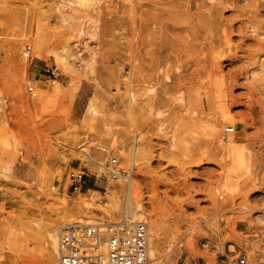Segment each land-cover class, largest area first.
I'll list each match as a JSON object with an SVG mask.
<instances>
[{
  "label": "rangeland",
  "instance_id": "1",
  "mask_svg": "<svg viewBox=\"0 0 264 264\" xmlns=\"http://www.w3.org/2000/svg\"><path fill=\"white\" fill-rule=\"evenodd\" d=\"M57 2L0 0V264H57L44 227L126 220L130 184L146 214L178 231L177 255L162 248L156 264H264V0H98L79 12ZM163 35L161 64L149 50ZM54 64L58 93L44 109L38 89ZM205 90L212 112L197 102ZM228 126L247 152L232 191L217 142ZM112 157L132 163L130 181L101 174ZM72 167H84L81 192L66 188Z\"/></svg>",
  "mask_w": 264,
  "mask_h": 264
},
{
  "label": "built area",
  "instance_id": "2",
  "mask_svg": "<svg viewBox=\"0 0 264 264\" xmlns=\"http://www.w3.org/2000/svg\"><path fill=\"white\" fill-rule=\"evenodd\" d=\"M29 52L30 45L27 44L22 54L28 56ZM44 75L53 81L59 75V67L55 64L47 67ZM26 91L31 95L35 92L32 85H27ZM224 130L232 132L234 127L228 126ZM102 163L101 174L104 176L120 177L125 181L131 179L132 163L121 168L117 157H112L109 163L107 160ZM84 174V167H72L66 175V188L73 193L81 192ZM147 243L148 225L145 221L70 223L59 230L57 264H147ZM234 263L245 264V257L236 258Z\"/></svg>",
  "mask_w": 264,
  "mask_h": 264
},
{
  "label": "bare ground",
  "instance_id": "3",
  "mask_svg": "<svg viewBox=\"0 0 264 264\" xmlns=\"http://www.w3.org/2000/svg\"><path fill=\"white\" fill-rule=\"evenodd\" d=\"M96 1H98V0H58L59 4L61 6L68 7L71 10H75L78 8L85 9L88 4H90L91 2L92 3L96 2ZM76 11L79 12L78 10H75V12ZM80 20H83V18ZM81 22H83V21H81ZM82 26H80L81 28L79 27L77 29L79 31V33L80 34L87 33V31H86L87 27L85 28L84 24ZM152 45L155 46V49L152 48L153 50L152 49H151V51L149 50L150 55L153 57L156 56V58L159 60V62L161 64L162 63L164 64V62L167 61L166 50L168 49V47L166 46V36L165 35L161 36L159 38V41L155 42V43L154 42L151 43V46ZM76 53L78 54L79 52H76ZM81 66L86 67L87 65L83 64L81 60H78V67H81ZM164 77H166V78L169 77L166 70H164ZM58 84L59 83H57L55 80H53L51 85L48 86L49 90L50 89L54 90V92L51 94H48V92H49L48 89H42V90H41V88L38 89L37 99L42 103L44 109H48L52 105L53 100L58 93V87H59ZM98 85H99V83L96 82V86H98ZM151 91H153L152 85L149 86V88H146V89L144 88V91L142 93L143 99L145 100V103H147L148 105H150V103H151V96L149 95V93ZM126 93H127V91H126ZM128 93H127L129 95L128 99L130 101L134 102L136 100V95L134 94V92H132L131 89H128ZM35 94H37L36 91L34 92L33 95H35ZM94 100H95V95L89 96V99L86 103V113H89V114H96L97 113V108L94 106ZM197 102L200 106H201V102H204L205 103L204 109L206 111L208 110V111L212 112L214 109L219 107L217 102H216V97H215L214 93L211 92L210 90H205L202 94L199 93L197 95ZM156 114L159 115L160 112H157ZM224 117L228 118V116H226V115H224ZM214 128H215V124L213 126V129ZM226 135L227 136L221 137L217 134V142L219 143L220 148H222V150H223V158H224L226 165H227L226 169L224 171L223 183H222L221 187L225 191H230V190L232 191L236 187L237 181L239 179H241L246 173L247 152H246L244 145L240 142V139H237L233 133H228ZM215 137H216V134H215ZM101 169H102V167H101ZM129 181H130V179H129ZM128 187H127V189H128V192H127L128 193V201L126 200L127 201V210H126V214L124 213L126 215L125 216L126 220L124 218H122V220H125L127 222L129 221L130 223L131 222H138V221H145L147 223V225H148L147 264L158 263V261L160 260V258L162 256L160 254V250L162 248H165L167 251L165 254L167 257V260L168 261L173 260L174 256L177 255V250L179 248V246H178L179 237L175 236V234L178 231L172 230L170 228V225L168 223H166L164 219H162V218L160 219V217L149 216L148 214H146L145 208H144L141 200L140 199L133 200L132 197L134 195V189L132 188L131 184ZM77 197H79V196H77ZM90 199H91V196H90ZM63 201L66 202L65 199ZM76 202H79V201H76ZM87 203H88L87 201L84 202L85 205ZM102 204L105 205L106 202H103ZM109 216H111V215L109 214ZM111 219H112V217H111ZM162 220H164V221H162ZM92 221L93 220H88V221L79 222V223H90ZM110 221L116 222V221H114V219H112ZM59 222H61V221H59ZM117 222H119V221H117ZM75 223H77V222H75ZM66 224H70V223L63 221L58 225L59 226L58 233L56 231V227H54L53 225H48V226L44 227V230L41 231L42 233L40 234V236L43 240V245H49L51 247L52 251L57 253V240H58L59 230L62 226L66 225ZM214 227H215V224H214Z\"/></svg>",
  "mask_w": 264,
  "mask_h": 264
},
{
  "label": "crops",
  "instance_id": "4",
  "mask_svg": "<svg viewBox=\"0 0 264 264\" xmlns=\"http://www.w3.org/2000/svg\"><path fill=\"white\" fill-rule=\"evenodd\" d=\"M44 86V85H43ZM41 88H43V89H48V86H45V87H41ZM49 90V89H48ZM54 92V90L53 89H50L49 90V92H48V94H51V93H53ZM240 180V179H239ZM239 180L237 181V183L239 182ZM94 185V184H93Z\"/></svg>",
  "mask_w": 264,
  "mask_h": 264
}]
</instances>
